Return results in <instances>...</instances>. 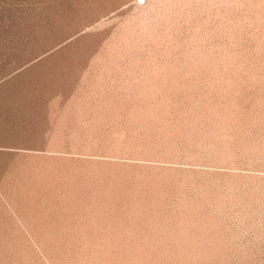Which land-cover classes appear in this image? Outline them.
Returning a JSON list of instances; mask_svg holds the SVG:
<instances>
[{
  "label": "rangeland",
  "instance_id": "obj_1",
  "mask_svg": "<svg viewBox=\"0 0 264 264\" xmlns=\"http://www.w3.org/2000/svg\"><path fill=\"white\" fill-rule=\"evenodd\" d=\"M0 264H264V0H0Z\"/></svg>",
  "mask_w": 264,
  "mask_h": 264
}]
</instances>
